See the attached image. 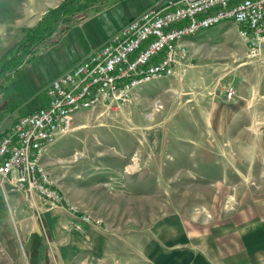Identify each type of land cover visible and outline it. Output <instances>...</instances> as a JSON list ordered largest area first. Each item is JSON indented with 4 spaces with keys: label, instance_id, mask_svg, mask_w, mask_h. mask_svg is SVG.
Listing matches in <instances>:
<instances>
[{
    "label": "rangeland",
    "instance_id": "obj_1",
    "mask_svg": "<svg viewBox=\"0 0 264 264\" xmlns=\"http://www.w3.org/2000/svg\"><path fill=\"white\" fill-rule=\"evenodd\" d=\"M186 41L188 66L47 148L60 204L0 190V264H264V48L231 21Z\"/></svg>",
    "mask_w": 264,
    "mask_h": 264
},
{
    "label": "built area",
    "instance_id": "obj_2",
    "mask_svg": "<svg viewBox=\"0 0 264 264\" xmlns=\"http://www.w3.org/2000/svg\"><path fill=\"white\" fill-rule=\"evenodd\" d=\"M226 21L237 26L250 55L264 48V0H158L128 20L48 82L46 105L18 116L8 132L0 133V190L8 183L60 204L42 157L70 129L74 116L115 110L139 85L176 75L190 63L186 40ZM76 221L80 228L90 218L80 215Z\"/></svg>",
    "mask_w": 264,
    "mask_h": 264
},
{
    "label": "crops",
    "instance_id": "obj_3",
    "mask_svg": "<svg viewBox=\"0 0 264 264\" xmlns=\"http://www.w3.org/2000/svg\"><path fill=\"white\" fill-rule=\"evenodd\" d=\"M61 1L0 0V56L24 36V28L35 26L46 10ZM157 1L116 0L100 9H92L87 16L68 27L57 40L41 46L14 73L1 95L0 133L8 132L18 116L48 103L44 88L49 81Z\"/></svg>",
    "mask_w": 264,
    "mask_h": 264
},
{
    "label": "trees",
    "instance_id": "obj_4",
    "mask_svg": "<svg viewBox=\"0 0 264 264\" xmlns=\"http://www.w3.org/2000/svg\"><path fill=\"white\" fill-rule=\"evenodd\" d=\"M101 5L95 6V3ZM116 0H62L57 6L49 8L41 15L35 26L24 28V36L0 56V93L7 81L38 49L48 41L57 40L68 27L88 15L90 10L100 9ZM36 250L32 253V263Z\"/></svg>",
    "mask_w": 264,
    "mask_h": 264
}]
</instances>
